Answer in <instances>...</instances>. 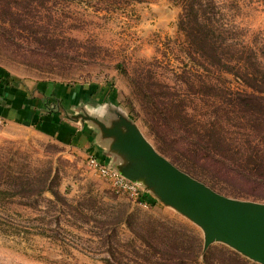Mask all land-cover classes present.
Segmentation results:
<instances>
[{
  "label": "rangeland",
  "instance_id": "obj_1",
  "mask_svg": "<svg viewBox=\"0 0 264 264\" xmlns=\"http://www.w3.org/2000/svg\"><path fill=\"white\" fill-rule=\"evenodd\" d=\"M189 3L208 14L210 54L221 61L207 64L190 48ZM0 74L40 85L70 113L115 112L170 162L187 147L183 136L207 135L199 142L213 158L196 166L205 177L179 169L222 195L264 203V139L248 128L264 132V0H0ZM69 123L86 138L0 121V264H203L179 225L203 241L201 229L156 198L116 193L85 163L109 140L88 119ZM222 247L212 243L208 261L236 264Z\"/></svg>",
  "mask_w": 264,
  "mask_h": 264
},
{
  "label": "water",
  "instance_id": "obj_2",
  "mask_svg": "<svg viewBox=\"0 0 264 264\" xmlns=\"http://www.w3.org/2000/svg\"><path fill=\"white\" fill-rule=\"evenodd\" d=\"M62 119L95 123L101 139L102 157L117 174L139 186L143 193L162 201L197 225L203 233V253L220 242L241 256L264 264V203L222 195L177 168L159 154L131 122L106 112L101 118L89 115L81 105L67 112L59 102Z\"/></svg>",
  "mask_w": 264,
  "mask_h": 264
},
{
  "label": "trees",
  "instance_id": "obj_3",
  "mask_svg": "<svg viewBox=\"0 0 264 264\" xmlns=\"http://www.w3.org/2000/svg\"><path fill=\"white\" fill-rule=\"evenodd\" d=\"M20 1H33V0H18ZM123 1V0H122ZM127 2H133V1H148V0H124ZM193 4L189 3V6L185 9L187 11L185 23L183 25V29L186 32V38L189 41L190 48L196 53L199 60H202L203 62H206L207 64L211 63L212 59L217 57L218 61H221L222 58H220V55H212L210 54V48L211 45L214 43L212 39V28L210 24V18L208 14H203V16H198V11L195 10ZM264 120V117H263ZM171 123V122H169ZM201 126V125H200ZM204 129V131H207L209 128L206 126H201ZM178 128V127H177ZM249 129L253 130H259V132H255L256 135L254 138H258V141L264 139V132L263 128H257L256 124H250L248 127ZM171 130H175L173 126H171ZM177 133V130H175ZM206 136V137H205ZM189 136H183L182 140L184 139L187 143V147L184 151L178 152L177 155L172 154L171 155V162L177 166L178 168L191 173L193 176H200L205 177L202 171L198 169L196 166H199L198 163L200 160H211L213 158V155H211V148L205 144L202 145L199 141H202L206 139L208 136L204 134H199L197 136L199 141H193V142H187ZM191 140V139H190ZM174 142V141H173ZM251 142V139H250ZM258 153V150L256 149L252 155L258 162L252 163L253 165L248 166V171L250 174H261L262 173V161L261 153L256 155ZM260 160V161H259ZM263 178V177H261ZM147 195H143L142 200L147 201ZM159 223V222H158ZM181 230L188 233L187 236H191V238L194 240V247H192L193 257L194 259H201L203 264H212L209 260V254L210 249H208L205 253H202V247H203V241L199 236L193 232L192 228H189L188 226L184 224L179 225ZM184 233V235L186 234ZM186 236V235H185ZM181 242V251L182 253H185L186 247L184 246L183 242L184 239L179 240ZM222 255L228 259L229 261H232L236 264H254L249 259L241 256L234 250H230L229 248L222 247Z\"/></svg>",
  "mask_w": 264,
  "mask_h": 264
},
{
  "label": "crops",
  "instance_id": "obj_4",
  "mask_svg": "<svg viewBox=\"0 0 264 264\" xmlns=\"http://www.w3.org/2000/svg\"><path fill=\"white\" fill-rule=\"evenodd\" d=\"M39 86L27 82L16 83L0 79V117L2 121L30 126L42 132L52 133L59 139L68 138L71 128L75 133L74 138H86V134L82 135L81 132H77L74 124L61 118V109L50 110L55 103L46 99L48 93ZM55 117L61 121L57 126Z\"/></svg>",
  "mask_w": 264,
  "mask_h": 264
},
{
  "label": "built area",
  "instance_id": "obj_5",
  "mask_svg": "<svg viewBox=\"0 0 264 264\" xmlns=\"http://www.w3.org/2000/svg\"><path fill=\"white\" fill-rule=\"evenodd\" d=\"M0 121H2L1 117ZM85 163L90 170L109 180L116 193L125 194L134 201L144 203L142 200L144 193L141 188L112 170L105 158L99 155H90L86 157Z\"/></svg>",
  "mask_w": 264,
  "mask_h": 264
}]
</instances>
